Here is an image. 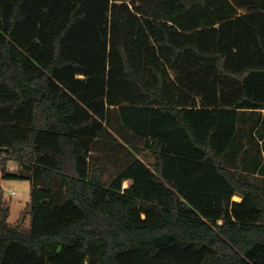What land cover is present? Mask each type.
Masks as SVG:
<instances>
[{
    "label": "trees",
    "instance_id": "16d2710c",
    "mask_svg": "<svg viewBox=\"0 0 264 264\" xmlns=\"http://www.w3.org/2000/svg\"><path fill=\"white\" fill-rule=\"evenodd\" d=\"M263 109L264 0H0V264H264Z\"/></svg>",
    "mask_w": 264,
    "mask_h": 264
},
{
    "label": "crops",
    "instance_id": "0c3cea01",
    "mask_svg": "<svg viewBox=\"0 0 264 264\" xmlns=\"http://www.w3.org/2000/svg\"><path fill=\"white\" fill-rule=\"evenodd\" d=\"M259 111L248 110L239 113L237 132L226 159L234 160L237 165L242 162L236 166L240 168L242 177H252L264 192V109ZM253 116H259L256 117L257 123H253ZM128 185L129 180H125L123 188ZM231 199L239 201L241 196L235 193Z\"/></svg>",
    "mask_w": 264,
    "mask_h": 264
},
{
    "label": "rangeland",
    "instance_id": "374dc122",
    "mask_svg": "<svg viewBox=\"0 0 264 264\" xmlns=\"http://www.w3.org/2000/svg\"><path fill=\"white\" fill-rule=\"evenodd\" d=\"M249 143H247L248 145ZM249 147V146H248ZM250 150V148H249ZM16 166L9 164V172H15ZM0 184L3 189V198L9 204V223H15L19 218L20 212L24 210L30 198V180L28 179H14L2 178L0 173Z\"/></svg>",
    "mask_w": 264,
    "mask_h": 264
}]
</instances>
